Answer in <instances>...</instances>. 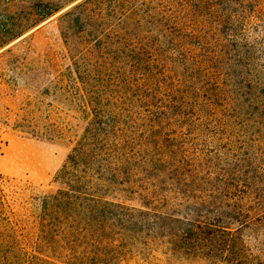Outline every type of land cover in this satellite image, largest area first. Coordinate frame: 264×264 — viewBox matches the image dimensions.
Returning a JSON list of instances; mask_svg holds the SVG:
<instances>
[{
    "label": "rangeland",
    "instance_id": "1",
    "mask_svg": "<svg viewBox=\"0 0 264 264\" xmlns=\"http://www.w3.org/2000/svg\"><path fill=\"white\" fill-rule=\"evenodd\" d=\"M83 1L0 0V54L10 51L0 56V187L4 193L35 196L58 187V171L82 126L75 127L77 123L66 117L53 96H60L59 75L70 64L68 55L75 61L89 58L130 77L136 95L122 83L119 94L149 98L153 107L140 105L135 112L146 116L162 111L172 116L163 129L155 128L151 120L137 122L133 133L138 148L152 158L180 152L195 164L209 165L210 173L201 174L209 183L198 193L203 200L219 197L217 173L244 170L232 184L248 191L239 207L254 208L241 225H225L230 227L229 236L208 230L195 233L187 225L195 220L189 204H148L136 189L131 197L118 195L113 200L136 218L117 225L110 241L86 246V263L264 264V204L255 197L264 190V0H95L91 13L78 22L73 9ZM162 2L165 12L184 22L189 33L206 38L205 45L189 53L192 60H185L179 44L163 47L151 41L152 66L144 68L136 58L140 48L147 46L140 47L144 43L138 37L147 36L148 29L138 27L135 10L139 3L156 7ZM170 31L162 34L178 43ZM108 75L116 74L108 71ZM22 119L49 128L72 126L74 131L61 140L40 134L32 138L15 130ZM138 166L139 182L151 181V174L144 176L151 172V164ZM216 209L203 214L212 223ZM153 215L164 219V230H157ZM30 261L0 254V264Z\"/></svg>",
    "mask_w": 264,
    "mask_h": 264
},
{
    "label": "trees",
    "instance_id": "2",
    "mask_svg": "<svg viewBox=\"0 0 264 264\" xmlns=\"http://www.w3.org/2000/svg\"><path fill=\"white\" fill-rule=\"evenodd\" d=\"M94 3L95 0H84L74 7L78 22L81 17L91 13ZM138 5L140 8L135 10L138 12L136 21L141 24L138 27L148 29L145 30L147 36L138 37V41L144 43L140 47L147 46L140 48L141 52L137 54L136 60L141 67L152 66L149 52L153 50L152 46L149 47L151 41L163 47L179 44L178 51L185 60H192L193 53H189L201 50L205 45L206 38L198 33H189L184 22L165 12L163 2L157 3L156 7L143 3ZM168 29L172 30L171 35L179 40L178 43L169 42V35L162 34ZM152 32L159 36H151ZM8 35L5 36L7 39L10 37ZM6 54H10V51L0 56ZM68 57L70 64L59 75L57 91L60 96L53 97L66 117L77 123L75 127L82 126L81 133L58 171L60 183L55 190L35 196L16 191L6 195L0 187V254L14 259L29 258L31 264H87L86 246L94 247L109 240L117 225L122 226L126 220L136 218L124 205L113 201L117 200L118 195L126 198L135 195L136 189L143 192L141 196L148 204L162 203L166 207L179 205L177 202L185 207L189 204L195 218L192 223H187L192 232L204 234L203 231L208 230L211 234L231 235L230 227L225 225L231 222L241 225L240 222L254 208L249 205L252 208L244 211L239 207L248 191L232 184L235 175L245 171L233 169L223 172L226 174L217 173L219 186L215 189L219 197H213L214 201L203 200L198 193L202 194L204 184L209 183L203 180L201 174L210 173L209 165L195 164L180 152L159 154V158H152L137 147L134 139L133 130L137 122L151 120L155 128L163 129L170 125L172 116L168 117L162 111L141 116L134 108L142 107L140 105H147L145 109L153 107L149 98L123 96L117 91L123 86L136 95L137 91L130 87V77L117 74L116 70L105 67L103 62H92L84 57L75 61L72 54ZM132 70L137 72V66ZM108 71L114 72L115 77L108 75ZM150 76L147 74L148 79ZM64 82L66 85L63 86ZM15 130L32 138L40 134L47 139L54 137L60 140L74 131L72 126L61 124L49 128L25 119L18 122ZM140 159L146 161L140 163ZM148 163L151 164V172L146 169L144 176L151 174L152 182H139L138 164L146 168ZM168 181H172V184H168ZM256 196L257 202L264 204V190H258ZM215 207L219 210L216 209L217 215L212 223L203 214ZM223 208L232 211L225 212ZM154 217L158 219L157 230H164V219Z\"/></svg>",
    "mask_w": 264,
    "mask_h": 264
}]
</instances>
